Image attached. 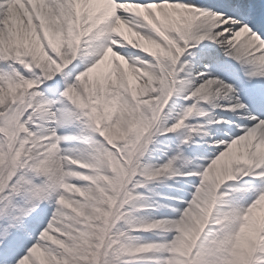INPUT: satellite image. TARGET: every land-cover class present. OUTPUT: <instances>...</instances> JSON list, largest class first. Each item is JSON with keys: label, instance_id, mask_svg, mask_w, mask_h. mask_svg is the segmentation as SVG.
I'll use <instances>...</instances> for the list:
<instances>
[{"label": "clouds", "instance_id": "obj_1", "mask_svg": "<svg viewBox=\"0 0 264 264\" xmlns=\"http://www.w3.org/2000/svg\"><path fill=\"white\" fill-rule=\"evenodd\" d=\"M54 16L59 23L50 26L59 33L58 44H50L39 27L37 33L43 51L56 59L48 54L45 60L18 56L15 49L0 48V59H12L32 73L31 78L17 74L19 84L7 91L0 88V104L9 96L21 106L34 100L39 94L30 93V88L78 60L82 70L73 86L61 93L62 102L99 139L87 147L62 149L63 137L42 124L39 135L22 141L12 157L15 161L22 152L24 163L33 161L30 167L46 176L44 196L52 206L39 237L42 243L33 247L25 264H98L101 258L102 264H256L251 256L242 257L244 245L264 253V182L252 187L244 178H264V120L225 140L218 138V129L200 132L202 125L185 126L195 106L184 109L170 126H165L168 117L162 116L176 84L170 71L173 59H178L186 24L198 10L167 0L161 4L101 0L94 11H60ZM237 43L251 42L241 37ZM217 95L227 97L226 92L209 88L201 99ZM242 107L231 105L233 110ZM33 111L42 121L57 124L51 105L37 103ZM195 114L209 115L204 110ZM221 123L228 121L211 117L206 121ZM181 128L176 150L163 163H142L156 136ZM193 132L202 144L224 147L206 163H197V157L180 148L189 145ZM175 177L197 178L190 199L179 201L184 207L154 202L155 187L167 186ZM137 187L149 195H133ZM161 209L178 215L152 214ZM134 232L151 233L155 239Z\"/></svg>", "mask_w": 264, "mask_h": 264}, {"label": "snow or ice", "instance_id": "obj_2", "mask_svg": "<svg viewBox=\"0 0 264 264\" xmlns=\"http://www.w3.org/2000/svg\"><path fill=\"white\" fill-rule=\"evenodd\" d=\"M117 2L161 4L164 0H117ZM167 2L187 5L198 10V16L187 22L182 34L183 42L180 45L178 59H173L174 70L170 69L173 72V79L178 69L196 64L204 71L201 72L199 67L197 68L194 86L189 89L191 96L201 97L206 89L215 85L216 89L227 93L224 99L228 104L224 107L240 104L243 105L238 109L241 114L257 118L241 119L233 127L251 121V126L245 127L244 131L257 123V120H264V0H212L211 3L207 0L171 2L167 0ZM48 5L51 15L60 11L75 13L79 10V5L75 4L74 0H48ZM25 10L28 13L33 11L27 0H23V7L19 6L18 0H0V29H5L12 18L23 16ZM241 37H247L251 43L238 44L237 41ZM216 53L222 54L228 61L238 66L237 83H225L224 80L212 75L211 69L214 65L220 71L231 70L233 66L230 63L217 64ZM47 54L56 59L52 52ZM81 70L80 62L73 61L51 79L42 78L39 88H30V93L39 94L34 100H26L21 106L7 98L0 106V155L3 156V164L0 165V264H25L33 247L42 243L39 237L52 213V206L44 196L46 176L39 169L30 167L33 161L28 160L25 164L24 160L27 158L22 154L17 160L12 159L21 142L31 141L34 135H39L41 125L44 126V121L33 111L37 103L51 105L53 112L60 109L57 112L59 127L53 123L44 126L48 129L55 128L58 137L60 135L57 130L60 128L77 129L73 135L63 136L61 142L79 138L87 147L94 139H99L81 123L78 114L62 102L61 93H65L66 89L73 86L76 75ZM17 74L25 78L32 77V73L26 71L20 63L12 59H0V88L7 91L10 87L17 86L19 84ZM36 74H39L38 70ZM241 92L245 93L246 98H242ZM28 103L32 106L28 107ZM218 138L231 139L223 136ZM44 143L47 144L49 141ZM28 146L25 144V148ZM217 151L220 150L214 149L213 155ZM262 182L264 178L255 184L259 185ZM254 255L264 260V253L257 251ZM98 264H102V258L98 259ZM148 264L153 262L149 261Z\"/></svg>", "mask_w": 264, "mask_h": 264}, {"label": "bare ground", "instance_id": "obj_3", "mask_svg": "<svg viewBox=\"0 0 264 264\" xmlns=\"http://www.w3.org/2000/svg\"><path fill=\"white\" fill-rule=\"evenodd\" d=\"M41 4L45 6L46 9H49L48 0H40ZM101 3V0H77V5H79V11L88 9V10H95V6L97 4ZM41 12V21L43 24L44 33L46 35L47 40L51 43L58 44L59 42V33L53 30V27L50 25H57L59 23V18L51 15L50 11ZM21 39L17 41V47L13 42L10 40V35L8 31L5 29H0V48H12L15 49L17 52V55H24V54H30L33 56L39 57L41 60H44L46 57V53L43 51V47L40 44V36L37 33V28L35 27V24L32 19H27L24 24L21 25ZM220 53H216V60L218 61ZM142 55V54H141ZM196 67V64H191ZM191 65H185L183 69L177 70V75L181 73H185L189 66ZM198 66V65H197ZM212 75L214 76L215 70L211 69ZM99 78V77H98ZM195 80L192 79L188 81L186 84L182 85H175L174 89L175 92L173 94V100L171 104H169V107L165 110L162 116H167V121L165 126L168 123H175V120L179 118V115L182 114V111L186 109L187 107H194V112L192 115H190L185 121V126H196V125H202V127L199 131L203 132L204 130H207L208 128L211 129H218L217 126H213L214 124H206V121L211 117L216 119L215 111L217 110H223L230 112L231 106L224 107L228 104V101L226 99H221L220 95H217L215 97L210 96L209 100L205 101L201 99L200 96H191L189 89H192L194 86ZM39 88V86L37 87ZM216 86L213 85L210 88V91L215 92ZM46 94V93H45ZM11 99V96L8 97ZM6 102V101H5ZM3 104H0L2 106ZM219 105V106H218ZM209 107V109H208ZM196 110H204L209 115L207 116H198L196 115ZM240 113V111H238ZM232 115V114H231ZM44 126L47 127L48 124L44 121ZM77 129L75 127H64L57 130L58 135L60 136H70L73 135ZM184 131V128L178 129L176 132H170L169 134L165 133L164 135H158L154 138V143H152V149L150 150L149 154L145 156L142 159V163L154 165L158 164V161L155 160L156 156L159 158H163L161 156L162 153H165V156L171 155L175 150L176 146L179 143L177 137L180 135L181 132ZM220 135V132H219ZM205 139V138H204ZM192 141L196 142L195 144L192 143ZM192 141H190L189 145H180L181 150L184 152L185 155H188L189 157L195 156L197 157V160L195 162L197 163H206L207 158H210L213 156V149H210L207 144H202L200 135H197L196 132L192 133ZM62 149L65 148H83L86 147L85 142L82 139L74 138L69 139L67 141H62L59 145ZM223 146V145H221ZM224 147V146H223ZM221 147L219 150H222ZM195 148V151L193 150ZM217 148V147H215ZM168 150V151H167ZM218 152V151H217ZM216 152V153H217ZM215 153V154H216ZM1 157V155H0ZM203 158V159H201ZM160 161V160H159ZM0 165H2L1 159H0ZM252 178V177H251ZM261 178L254 177L251 181L253 183H250L252 187H255L256 181H259ZM246 181V180H245ZM197 182L196 177H191L189 179V182L187 181H179L176 178H173L172 180L167 181V186L161 185L163 193L167 194H173V192H177L175 198L177 200V203L170 204L173 208H183L184 204L179 203L180 200H188L190 199V193L193 191V188L191 185L193 183ZM243 183V182H242ZM248 186V185H245ZM149 187H152V185H149ZM146 191L144 187H137L133 193V195L136 194H143V192ZM158 198V197H157ZM163 197L162 199L158 198V201H154L156 203H159L161 205H169L168 203H163ZM130 210V209H129ZM153 215L160 216H168L170 218H174L178 215L176 212L169 211L167 209H161L154 211L152 213ZM153 237V236H152ZM155 239V237H154ZM255 250L250 249L247 245H244V256L243 258H246L247 256H251L252 259L256 261V264L260 263L262 261V258L255 257ZM23 255V252L21 253Z\"/></svg>", "mask_w": 264, "mask_h": 264}, {"label": "rangeland", "instance_id": "obj_4", "mask_svg": "<svg viewBox=\"0 0 264 264\" xmlns=\"http://www.w3.org/2000/svg\"><path fill=\"white\" fill-rule=\"evenodd\" d=\"M18 2H19V6L20 7H23V0H18ZM27 2L32 7L33 11L31 13H28L27 10H25L23 16H16V17L12 18L9 21V23L5 26L6 27V31H8V33L10 35V40L13 42V44H15L16 47H17V41H19L21 39V36H22V33H21V25L24 24L27 19H32L33 20V22L35 24V27L36 28L37 27L40 28V33L47 40L46 35L44 33L43 24H42V21H41V12H44L45 13V11H43V10H47V12H49L50 10L49 9H46L45 6L41 4L40 0H27ZM74 3L77 4V0H74ZM220 58L221 59H225V57H223L222 54H220ZM45 59H48L47 55H46ZM199 70L201 72L204 71L202 67L199 68ZM196 71L197 70H194V68H192V67L188 68V70L186 71L185 74L176 76V81H178V82H176V84H180V83L181 84H184L186 81H190L192 78H195ZM174 79H175V77H174ZM219 79H222V78L219 77ZM173 93H174V90H173ZM45 95H47V94H45ZM172 98H173L172 96L169 98V101L165 105V108H164L163 113L169 107V104H171ZM163 113H162V115H163ZM242 118L243 119H247V117L244 116V115L242 116ZM220 119L221 120L223 119L225 121V117H222ZM45 123H47L49 125V124H51V121H45ZM251 123L252 122L250 121L248 124H241L239 126L242 127V129H244L247 126H251ZM171 124H173V123L170 122L166 126H170ZM233 125H234V123H230L229 125L222 123V125L219 126L220 134L222 133L221 136H223V137H229L230 136L232 138H235V136H237V135H239V134H241L243 132V130L242 131H239L236 134L235 133L232 134L231 132H229V130H234V129H238L239 130L240 129V127H233ZM169 133H167V134H169ZM224 133H227V136H225ZM151 145L152 144L149 145V152L152 149V146ZM165 153H167V152H164V153L161 154V156L163 158H159L158 156H156V159L155 160L158 161V164L163 163L167 159L166 156H165ZM21 154L23 155V153H21ZM147 154H149V153H146L145 156H147ZM0 159H1V162L3 164V156L2 155H1ZM175 178L177 180H179V181H182L183 179H186L188 177H175ZM253 178L254 177H252V178L251 177H246L244 179L246 181H250ZM152 187H153V185H152ZM176 193L177 192H173V194H167L166 193V196H165V193H163L161 186H159V187H155V194L154 195H151V199L153 201H158L157 200L158 198L162 199L163 197H165L162 200L163 203H168L169 205L172 204V203L175 204V203H177V201H175L177 199H172V198L175 197L173 195H176ZM142 195H149V193L147 191H144ZM133 235L140 236V237H142L144 239H154V237H152V234L151 233H147V232H134ZM252 239H255V233L252 234ZM258 264H261V262L258 263Z\"/></svg>", "mask_w": 264, "mask_h": 264}]
</instances>
